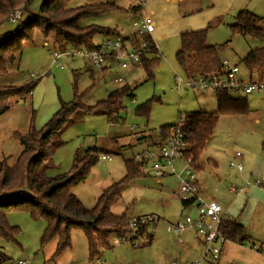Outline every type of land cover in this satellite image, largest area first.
I'll return each instance as SVG.
<instances>
[{
  "label": "rangeland",
  "instance_id": "obj_1",
  "mask_svg": "<svg viewBox=\"0 0 264 264\" xmlns=\"http://www.w3.org/2000/svg\"><path fill=\"white\" fill-rule=\"evenodd\" d=\"M43 1L33 0L27 10H22L16 22L10 23L7 20L0 26V36H3L17 31L18 24L35 21L32 39L21 44L14 62L7 66V73L0 76L1 96L3 93H10L8 89L22 87L30 82L34 84L31 93L23 99L4 97L1 103L9 105V108L0 115V163L5 162L7 166L13 167L22 150L18 137L25 135L31 124L35 130H39L57 112L61 104L72 102L75 95L82 97L84 106L94 109L99 102L105 101L110 93L127 86L132 96L123 97L122 110L118 113L117 121L113 123L105 116L89 114L67 127L60 135L63 145L53 153L51 168L46 171V175L52 178L67 173L74 156H81L87 148H97L98 157L109 156L107 161L98 159L90 168L88 177L72 188V193L82 206L91 209L105 189L124 178V161L133 159V155L143 150V144H146L147 140L144 139L146 142L143 146L136 145L139 132L150 130L153 134L160 126L174 125L178 118H183L186 113H214L217 110L216 99L211 91L200 92L184 88L177 90L175 87V75L181 79L185 77L176 63L175 54L179 50L180 39L174 34L158 41L161 57H158L150 78L147 77L142 63L124 73L119 72L115 63H111L104 73H99L88 68L80 58L61 57L57 63H53L51 39L44 38L38 31L40 26L46 25L49 18L48 15L41 14ZM180 1L181 11L191 13L192 17H209L203 27L206 29V45L216 47L219 58L226 60L230 65H237L241 74L247 78L249 74L241 61L251 50L264 48V40L233 33L230 27L236 23L240 11H247L259 18L258 26L264 28V0ZM105 3L127 9L129 5H136L137 2L70 0L67 8H72L70 11L73 15L78 12L80 6ZM140 6H147L146 0ZM169 15L174 16L172 10H169ZM133 18L129 12L110 11L93 18H85L81 25L117 29L126 35L131 31L130 23ZM49 37L51 38V35ZM101 39L102 36L98 35L94 36L92 41L97 43ZM151 58L152 56L146 57ZM118 77L123 79L122 83L113 84V79ZM251 77L264 81V69L253 72ZM246 99L249 107L252 103L255 116L248 122L243 115L219 116L212 137L201 154L203 165L197 173V178L202 182L203 194L214 199L222 208H225L235 195L242 194H233L229 189L242 188L247 167L253 164L257 156L264 155V91L247 95ZM148 101L150 109L147 117L135 112ZM236 153L240 154L241 172L229 166ZM240 179L242 183L237 181ZM176 189L177 179L174 177L161 179L158 184L155 179L145 175L124 185L119 201L111 207L113 215H124L128 221L150 214L157 215L160 219L154 224L152 240L148 245L134 248L126 242L112 245L109 249H101V263L188 264L193 260L190 255L180 251L182 247L179 244L180 241L186 243L192 240L193 231L176 234L168 227V224L187 213L181 212L179 201L171 196ZM189 215L194 216L195 213L189 212ZM239 215L244 216L248 227L246 233L252 236L254 245H262L264 249V231L261 230L264 228V198L257 199L251 212L250 209L242 207ZM5 221L9 227L17 230L13 241L0 237V252L9 259L6 264H16L19 261L27 264L96 263L95 259H89L87 238L80 230L71 232L70 248L59 256H54L56 240L40 247V237L45 228L43 219L33 218L29 210L23 209L6 211ZM249 225L253 227L251 231L254 234L250 233ZM250 247V242H243V250L231 257L229 264H264V260L260 259L264 256Z\"/></svg>",
  "mask_w": 264,
  "mask_h": 264
},
{
  "label": "trees",
  "instance_id": "obj_2",
  "mask_svg": "<svg viewBox=\"0 0 264 264\" xmlns=\"http://www.w3.org/2000/svg\"><path fill=\"white\" fill-rule=\"evenodd\" d=\"M32 2L33 0H0V26L6 23L14 10H27ZM69 2L70 0H44L40 7L41 14L48 15L49 18L45 26L37 28L44 38L51 39L53 50L63 52L68 48H75L91 51L97 48L92 41L94 36H118L115 29L96 25L83 26L81 22L85 18H93L110 11L124 13L125 10L112 3H105L80 6L78 12L72 15L70 11L72 8H67ZM135 9L132 8L130 11ZM259 20L247 11H240L236 23L230 27L231 32L264 40V28L258 26ZM33 22L18 24L17 31L0 36V76L7 73V66L14 62L21 44L32 39V30L35 29ZM179 39L180 47L175 59L185 78L197 76L206 78L220 73L222 68L218 49L206 45V29L184 32L180 34ZM144 40L151 49H154L151 38L144 36ZM157 59L158 57L155 56L151 59H142V66L148 78L152 77ZM241 63L249 76L253 72L263 70L264 48L251 50ZM33 87V82H30L22 87L8 89L10 93L0 95V115L9 108V105L1 104L4 97L14 96L21 100L31 93ZM127 96H132L130 90L127 86H122L110 93L105 101L99 102L94 110L84 106L82 97L75 95L72 102L61 104L57 112L39 130H35L31 124L27 133L18 137L22 150L13 167L7 166L5 162L0 163V237L2 239L13 241L17 231L6 224L5 212L23 209L29 210L33 218L44 220L45 228L40 237V247L51 240H56L54 256H59L70 248V234L73 230H80L87 238L90 260H96L101 249L111 248L113 238L129 235L128 219L124 215H113L111 207L119 201L124 185L145 176L140 171L143 166L142 161L125 160L124 178L105 189L91 209L82 206L72 193V188L88 177L90 168L98 160L97 148H87L81 156L75 155L67 173L53 178L46 175V171L51 168L53 153L63 145L60 135L67 127L81 121L89 114L105 116L113 123L116 122L118 113L122 110L121 101ZM214 97L216 112H192L186 113L183 117L184 130L191 134V138L187 141L186 156L193 159L196 171L202 166L201 154L212 137L219 116L249 113L246 96L233 97L227 92L219 91L214 93ZM149 105L150 101L139 106L135 112L147 117ZM91 109L93 111L88 112ZM172 126L174 125H166L160 129ZM219 230L228 241L242 244L247 240L244 228L231 218H224ZM151 240L152 235H149V243ZM8 260L0 252V264H6Z\"/></svg>",
  "mask_w": 264,
  "mask_h": 264
},
{
  "label": "built area",
  "instance_id": "obj_3",
  "mask_svg": "<svg viewBox=\"0 0 264 264\" xmlns=\"http://www.w3.org/2000/svg\"><path fill=\"white\" fill-rule=\"evenodd\" d=\"M140 4L145 0H138ZM21 10H14L8 21L16 22L21 16ZM133 34L131 37L121 38L102 37L95 43L96 49L87 51L84 49L68 48L63 52L55 51L51 53L53 63L61 57L82 59L88 66L99 73L108 69L111 63H115L120 73L125 72L128 68L141 65L142 59L147 56L159 57L156 47L151 49L144 36L150 38L153 30V22L147 16H140L131 23ZM132 38L137 41H133ZM220 73L213 74L209 77H195L181 79L177 75L174 77L175 87L178 89L198 90L200 92L211 91L213 93L223 91L233 97H243L254 92L264 91V81L252 79V75L245 78L238 66L230 65L226 60L221 61ZM116 83H122L123 79L118 77L114 80ZM185 121L179 117L174 126L167 129H156L153 140L144 141L146 138H140L141 144L148 143L147 151L141 158L143 166L140 171L159 182L161 179L174 177L177 179V189L171 193V196L187 209H193L195 215L188 214L181 217L171 230L173 233H181L192 230L203 247L202 257L189 264H215L219 258L220 248L228 240L219 230L224 215L220 205L211 199H204L200 194L199 184L197 181V171L191 157L186 156L187 141L191 134L185 132ZM264 136V133H263ZM236 156H239L237 153ZM98 159L106 161L108 158L100 155ZM230 167L241 170L239 163L230 162ZM258 185V182L254 183ZM232 193L240 192L238 189L231 188ZM159 218L156 215H145L132 219L127 222L130 233L126 237L113 238L112 245H121L129 242L134 248H140L149 244V235L154 231V224ZM252 250L261 254V249L252 245ZM97 264H102L96 259ZM16 264H27L19 261ZM176 264V263H171Z\"/></svg>",
  "mask_w": 264,
  "mask_h": 264
},
{
  "label": "crops",
  "instance_id": "obj_4",
  "mask_svg": "<svg viewBox=\"0 0 264 264\" xmlns=\"http://www.w3.org/2000/svg\"><path fill=\"white\" fill-rule=\"evenodd\" d=\"M135 1L137 2L136 5H133V6L129 5L127 9H123V8H121V9L125 10L124 12H129L134 16L131 23L136 18H138L140 16H147L152 20L153 30L150 34V38L153 41L157 52L160 54L159 57H161V53L159 52L160 48L157 46L159 40L164 39L166 37H169L171 34H174V35L179 37L180 34H182L184 32L203 30L205 22H207L209 19V17L204 18L203 16L192 17L193 15L191 13H188L186 11H181L180 5H179V2H181L180 0H146L147 6H145L144 8L142 6H140V2L138 0H135ZM132 8H136V9L133 11H130ZM169 10L173 11L174 16L169 15ZM131 23H130L131 31H129V33L126 35L122 33L123 31H118L117 29H115L118 32V37L127 38V37L132 36L133 30L131 28ZM132 40L137 41L134 38H132ZM52 52H53V50H52ZM221 61H224V60H221ZM136 66L137 65L132 66L128 69L135 68ZM114 80H115V78L113 79V82H112L113 84H119V83H116ZM250 104L251 105L249 107V113L243 115V116H245V119H247L246 120L247 122L250 121V119H252L255 116L254 112L252 110V103H250ZM160 127H162V126H160ZM139 133L140 134L137 136L136 145L140 144L141 146H143V145L144 146H143V150L141 152L139 151V152H137V154L135 156L134 155L132 156L133 160H135V161L141 160V158L145 155V153L147 151V147L149 145L148 143L142 145L139 142L140 138H146V140L148 142H150L151 140H153L152 135L154 134V133L151 134L150 130H146V131L144 130V131L139 132ZM144 148H145V150H144ZM236 154L233 156L232 161L240 164V162H239L240 154L238 153L239 156H236ZM103 156L107 157L108 158L107 160L110 159L109 156H107V155H103ZM200 162L202 163L201 157H200ZM201 167L199 168V170L201 169ZM199 170H197V173L199 172ZM235 170H237V169H235ZM237 171L241 172L242 167H241L240 171L239 170H237ZM243 180H245V183L243 184L244 186H242V188L238 189V190H240V192L233 193V194H239L242 192V194L241 195H235L234 199L232 201H230V203L226 204L225 208L224 207L222 208L221 206L220 207L222 209V213L224 215V218H231V219L235 220L237 223H239L244 228V233H245V236L247 237L246 242H250L252 245H254V243H253L254 239H252L251 235H248L246 233V230L248 228L247 222L244 220V216L243 217H241V215L238 216V212H239V210H241L242 207L250 209V212H251L255 207L257 199L258 198H264V155L261 157L257 156L256 160L253 162V164H251L250 166L247 167V170L244 172V179ZM197 181L199 184L201 196L204 199L214 200L211 197L205 196L203 194L202 182L200 180H198V178H197ZM237 181L241 182V183L243 182L241 179L237 180ZM255 182H258L259 184L255 185L254 184ZM158 184H160V181L158 182ZM230 190H231V188L229 189V192H231ZM181 208H182L181 212L187 211L186 214H188V215H189V212L195 213V211L193 209L184 208L182 205H181ZM150 215H154V214H150ZM131 219H135V218H131ZM179 219L170 223V225L168 224V227L171 229V226H173ZM249 228H250V233L254 234L251 231V228H253V227H251L249 225ZM261 230L264 231V228H261ZM193 235L194 236H193L192 240H188L186 243H183L180 241V243H179L180 247H182L180 249V251L187 253L188 255H190L193 258V260H191L189 263L199 260L203 254V247H202L201 241L198 239V237L196 236V234L194 232H193ZM241 246H242V244L231 242V241H227L226 243H224L220 248L219 258L215 264H229V262L232 259L231 257L238 255L239 251L243 250L241 248ZM254 246H256V245H254ZM235 247H238V248H235ZM258 248H260L261 252H262L260 255L264 256L263 246L259 245ZM96 259L100 260L99 256ZM260 259H261V261H263L264 257H263V259L262 258H260ZM173 263H175V262H173ZM95 264H97V263H95ZM169 264H171V263H169ZM176 264H181V263L176 262Z\"/></svg>",
  "mask_w": 264,
  "mask_h": 264
}]
</instances>
